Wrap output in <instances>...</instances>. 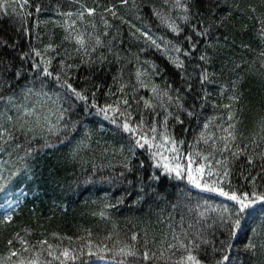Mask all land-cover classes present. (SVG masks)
Wrapping results in <instances>:
<instances>
[{
	"label": "snow or ice",
	"instance_id": "snow-or-ice-1",
	"mask_svg": "<svg viewBox=\"0 0 264 264\" xmlns=\"http://www.w3.org/2000/svg\"><path fill=\"white\" fill-rule=\"evenodd\" d=\"M29 3L30 0H0V24L6 18L11 30V34L5 31L0 35V103L5 107L0 113V152L7 151L10 162L15 154L19 162L0 169V191L6 193L8 187L15 186L14 178L43 176L37 168L42 155H54L61 149L64 154L49 166L46 179L62 185L67 193L75 190L73 184L83 191L96 184L108 185L114 189L111 197L115 203L106 196L109 202L99 213L105 218V210L129 200L133 205L159 207L172 196L164 187L168 178L186 181L184 187L172 185L178 189L177 202L172 207H187L192 199L190 185L223 198L214 205L204 201L212 215L199 212L200 219L189 222L187 228L181 216L179 230L169 225V232L162 233L159 239L154 233L149 238L146 228L142 243L135 232L126 241H113L111 247L88 239L80 251L87 247L89 256L94 254L93 248L96 253H111L114 264H264V106L250 110L249 127L242 105L244 81L247 75L254 74L256 62L233 59L232 67L227 69L231 78H221L224 69L220 74L209 70L221 46L220 37L214 33L226 24L233 6L229 5V12L217 18L215 12L221 0H163L159 7H152L151 15L172 34L169 38L156 36L150 27H138L126 18L131 13L143 19L136 15L141 10L137 0L97 3L93 7L72 0L76 10L59 12L64 18L62 23L53 21L64 32L61 45H73L72 51H61V45L54 44L51 37L43 47L23 45L25 35L40 41L38 29L48 23L39 19L29 23L33 15ZM34 7L40 13L52 6L41 0ZM60 7L57 2L55 10ZM235 7L239 9L238 4ZM248 7L252 13L257 11L254 6ZM121 9L126 11L122 13ZM197 17L198 23L192 24ZM249 19L259 25L255 38L261 45L258 59L264 70V11ZM117 20L128 25L135 45L123 49L120 28L112 22ZM189 28L195 38L183 35ZM247 28L244 25L243 30ZM34 29L37 31L33 35ZM223 41L227 44L228 37L223 36ZM241 47L251 50L248 44L242 43ZM150 49L163 56L171 66L170 73L155 60L141 59ZM105 65L116 67L112 84L103 92L105 102L100 104L98 94L104 85L95 82V77ZM81 66L88 69V74L78 77L76 70ZM210 88L219 89V99L212 102L213 110L222 109L226 118H204L212 98ZM141 90H147L146 94L141 95ZM225 99L227 102H223ZM158 109L163 112L162 120ZM185 119L203 120L202 127L197 125L199 131L194 142L188 144L186 155L181 148L186 141L177 139L169 130L170 120L182 126ZM210 128L216 131L210 132ZM100 133H110L114 142H105L101 155L106 158L111 149L112 158H118V167H98L88 158L93 143L100 147ZM21 138L22 142H18ZM201 143L207 146L206 154L199 150ZM138 149L143 152L138 154ZM138 155L145 159H138ZM69 165L81 168L74 181L62 175ZM149 169L155 171L149 173ZM5 170L8 175H4ZM236 172L244 183L233 180ZM5 203L4 220L10 221L12 217L7 213L18 201ZM105 240H112V234ZM19 242L23 252L30 251L26 241ZM38 243L40 250L31 257L26 259L20 251L13 250L0 258V264H51L52 260L66 264L77 259L75 250H59L46 240ZM8 244L11 246L12 240Z\"/></svg>",
	"mask_w": 264,
	"mask_h": 264
},
{
	"label": "trees",
	"instance_id": "trees-1",
	"mask_svg": "<svg viewBox=\"0 0 264 264\" xmlns=\"http://www.w3.org/2000/svg\"><path fill=\"white\" fill-rule=\"evenodd\" d=\"M41 0H30L29 10L33 12V15L29 17V23L34 24L37 19L40 21H47V24H41L38 31L40 33V41L25 35L23 39V45L27 46L32 43L35 46L43 47L44 43L49 42V37L54 44L61 45V40L64 35L63 29L53 21L63 22V17L59 15V12L75 11L76 5L72 3V0H43L46 5H51L40 13L35 12V3H40ZM59 2L61 7L59 10H55V5ZM81 3L87 5L88 7H93L94 4L108 5L109 3L118 4L119 0H80ZM163 0H137V3L141 5V10L136 13V15L142 17L143 19H136L131 13H127L126 18L132 23L136 24L138 27L147 26L150 27L152 32L156 36H167L171 38L170 33L167 29L160 24V22L151 15V10L153 6L159 7ZM239 5V9L235 5ZM229 5H232V14L226 21L223 27L216 29L214 35L220 37V45L218 46L216 59L210 71H216L218 74L224 69L221 75L222 79L231 78L227 72L228 68L232 67V60L239 62L241 59L246 60L251 63L255 60V67L251 75H247L243 85L244 100L242 105L244 106L243 118L245 122L250 127L251 120V109L259 110L264 106V75L261 74L260 61L258 59V53L261 51V45L259 41L255 38L256 29L259 27L254 19H249L250 16L255 17L264 11V0H221V6L216 10L215 16L217 18L225 16L229 12ZM249 5L254 6L257 11L252 13L249 10ZM126 10L121 9L124 13ZM201 11H204L201 8ZM111 20V17H108ZM198 17L192 20V24L198 23ZM97 22H99V16H96ZM115 25L120 28L121 36L120 40L123 42V49H127L128 46L135 45L136 40L130 35V29L127 24L121 25L120 22L112 21ZM244 25L248 28L244 31ZM5 31L11 34L9 21L5 18L4 22L0 24V35ZM37 30H33V35ZM111 31H115L112 29ZM183 35H193L194 33L191 29H187ZM223 36L228 37V43L225 44L223 41ZM110 38V37H109ZM195 38V36H194ZM183 40V36L179 37ZM234 42V43H233ZM250 45L251 50H246L241 47V44ZM142 46V44H141ZM203 47V44L200 45ZM67 48L72 51L73 45L64 43L61 45V51ZM136 47L132 48L135 52ZM141 59H152L155 60L157 64L161 67L169 69L171 72V66L167 64L163 56L156 52L155 49H150L147 56L141 55ZM191 62L195 63V57L191 58ZM27 67V65H25ZM116 66L105 65L103 70L98 72L95 77V82L102 83L104 85L103 90L98 94L99 103L103 104L105 102V97L103 92L107 91V86L112 84V75L115 73ZM191 70V69H190ZM88 74V69L81 66L80 69L76 70V75L78 77H83ZM160 80L157 78V83ZM212 92V98L209 101L206 110L203 112L204 118L213 115H223L226 118V112L222 109L213 110L212 102L217 101L218 98V88H210ZM115 91V88H113ZM147 90H141L140 94L145 95ZM227 95V94H226ZM110 102V101H109ZM223 102H227L226 99ZM199 103V102H197ZM39 106V105H38ZM5 111L3 103H0V113ZM197 111H201L197 107ZM160 112L159 119L162 120L163 112ZM11 114V113H9ZM151 113H146L147 117H151ZM182 118L183 115H182ZM203 126V120L195 119H185L184 124L181 126L175 121L169 123V130L172 131L177 139H184L186 143L181 146L185 155L188 151V144L194 142V137L198 133L199 128ZM99 127V125H97ZM105 127H107V122H105ZM186 129V131H185ZM210 132H215V128H210ZM219 134V133H217ZM100 140V147L95 143L92 145V150L88 152L87 156L90 160L94 162L99 167L103 165H116L119 166L118 158L113 159L111 155V149L105 158L101 155V147L105 142L109 144L114 143L111 140L110 133H100L97 136ZM22 142V138L20 141ZM199 150L207 153V146L201 143ZM8 151H12L9 149ZM142 149H138V154L142 153ZM64 150L56 152L54 155H42L40 163L37 168L43 173V176H38L36 178H25L18 177L14 178V185L7 188V192L0 191V258L5 257L9 251H20L21 256L24 258H29L33 255L34 251L40 250L39 241L46 240L49 244L54 247L63 250L68 248L70 250H75L77 259L67 261L66 264H94L98 259H107L109 264H114L113 257L111 253H96L95 248H93V255H88L87 247L83 248V252L80 251L81 247L86 244L88 239H91L94 244L96 243H107L109 247L112 246L113 241L121 240L126 241L135 232L140 236V242L142 243L144 238V230L147 228L149 230V238L154 233L157 239L164 232H169V225H172L177 230L181 226V216L184 217L183 227L187 228L188 223H195L200 217L199 212H206V215H212V213L207 212L205 208L204 201L207 200L209 204H216L223 200L222 197H217L213 193L201 192L199 189H195L188 186L191 189L192 199L191 202L187 204H181L177 208H173L172 204L177 202V192L178 189L173 188L172 185H179L184 187L186 181H177L168 178L164 187L167 189L168 193H171L170 201L166 203H161L159 207L156 206H140L133 205L132 201H127L124 205H118L115 209H107L106 217L100 216V212L103 210V205L109 202L106 196L110 198L111 203H115V198L111 197L112 191L114 189L110 188L106 184H96L88 187L87 191H83L82 187H77L73 184L75 189L71 193H67L62 185H57L55 182L47 180L48 168L55 162L56 159L62 157ZM216 158H219L217 155ZM138 159H145L143 155H138ZM211 162V161H210ZM19 164L16 161V156L13 154L10 158L8 152H0V169H7L12 167V164ZM90 167V164L88 165ZM108 170L105 169V172ZM155 169H149V173L154 172ZM81 168L79 165L73 167L69 165L67 170L62 173L66 176L69 181H74L76 176L80 175ZM4 175H8L5 170ZM233 180H240V183H244L240 179L238 172L234 173ZM22 193L21 196H17ZM117 195H120L117 193ZM11 200L12 202L18 201V204L13 208L10 215L12 219L10 221L4 220L5 211L7 204L5 201ZM211 221L209 220V223ZM91 233L89 237L88 233ZM112 234V240L106 241L105 237ZM70 238V239H69ZM23 239L27 242L30 251L23 252L24 247L19 241ZM12 240L11 246H9L8 241ZM46 248L47 245H44ZM41 259H45L44 256ZM51 260V258H47ZM116 259H119L117 257ZM51 264H59V261L52 260Z\"/></svg>",
	"mask_w": 264,
	"mask_h": 264
},
{
	"label": "rangeland",
	"instance_id": "rangeland-1",
	"mask_svg": "<svg viewBox=\"0 0 264 264\" xmlns=\"http://www.w3.org/2000/svg\"><path fill=\"white\" fill-rule=\"evenodd\" d=\"M95 264H108V261L107 260H100V261H97Z\"/></svg>",
	"mask_w": 264,
	"mask_h": 264
}]
</instances>
